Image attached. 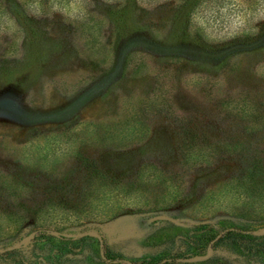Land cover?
I'll return each instance as SVG.
<instances>
[{
  "label": "rangeland",
  "instance_id": "374dc122",
  "mask_svg": "<svg viewBox=\"0 0 264 264\" xmlns=\"http://www.w3.org/2000/svg\"><path fill=\"white\" fill-rule=\"evenodd\" d=\"M192 1L0 0V264H264V0Z\"/></svg>",
  "mask_w": 264,
  "mask_h": 264
},
{
  "label": "trees",
  "instance_id": "16d2710c",
  "mask_svg": "<svg viewBox=\"0 0 264 264\" xmlns=\"http://www.w3.org/2000/svg\"><path fill=\"white\" fill-rule=\"evenodd\" d=\"M121 1H126V0H121ZM129 1V0H127ZM131 1V0H130ZM203 1V0H193L191 2V4H189L187 6V10H186V15H187V20L190 19L191 17V13L193 11L194 8H196V6L199 5V3ZM218 1V0H215ZM263 1V0H262ZM262 5L264 6V2H262ZM218 7L216 6L215 12L218 11ZM261 29H262V38L264 39V22L261 23L260 25ZM195 35V34H194ZM88 127V126H87ZM89 129L86 128L88 135V139H94V140H98L104 144H110V143H115V144H120L122 142L131 140L132 138L138 137L137 133L138 132H133L134 130L132 129L131 126L127 125V124H121L120 125H115L112 126V130L107 129L108 126H105V131L97 136L93 135V129H91L90 127H88ZM92 131V132H91ZM91 132V133H89ZM184 159L185 161H190L192 163L196 162L197 158H199V154L198 153H192V151L190 149H184ZM45 155L40 157V164H39V168L44 169L46 168V162H45ZM260 170L261 167L258 165L256 167H254V171L255 170ZM256 170V171H257ZM144 178H147L148 175L145 173V168H141L140 171L138 172L137 175V179L142 180ZM102 188H101V193H103V191H107L108 194L110 192V189H115L119 188L121 190V198L126 196L129 193V186L121 183L118 180H114L115 184L114 186H112L110 180L108 179L105 175H102ZM117 183H120L121 185H116ZM7 190L13 194L14 196L20 197L22 195H25V191H31V189L27 186L24 185H8ZM44 205H36V206H28L27 204H22L20 206V208L22 209V211H11V210H7V217L9 220H11L13 223H16L17 225H22L25 227H31L33 229V231L35 232H41V231H45L46 229V224H45V220L47 219L48 221H50V217L52 216L51 214H53V209L51 207V203H49V198L44 200ZM20 205V204H19ZM27 206V207H26ZM236 237L238 239H244L245 241H249L250 244H247V246L245 247V254L251 255L253 253L260 255L264 258V235H259V236H252L250 234H248L247 232H245L244 229H236L234 227H228L226 229H224L223 233L221 235H219L218 237H214L212 240L215 242V240H220L223 238L226 239H231L233 240V238ZM234 242V241H233ZM238 246H241L239 243H237ZM245 246V245H244ZM17 251V249H15L12 246H9L8 248L4 249L3 251L0 252V257L2 256L3 259L8 258L10 253H13ZM107 257V255H105ZM167 258V257H166ZM11 259V257H10ZM13 260H16L13 258Z\"/></svg>",
  "mask_w": 264,
  "mask_h": 264
},
{
  "label": "water",
  "instance_id": "95a60500",
  "mask_svg": "<svg viewBox=\"0 0 264 264\" xmlns=\"http://www.w3.org/2000/svg\"><path fill=\"white\" fill-rule=\"evenodd\" d=\"M154 217H155V218H170L168 215H166V214H162V213H160V214H156Z\"/></svg>",
  "mask_w": 264,
  "mask_h": 264
}]
</instances>
